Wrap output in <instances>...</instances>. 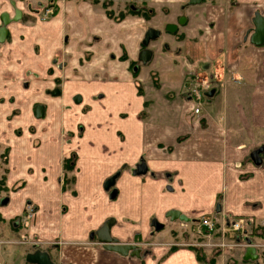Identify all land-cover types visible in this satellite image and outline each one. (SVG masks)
Wrapping results in <instances>:
<instances>
[{"label": "crops", "instance_id": "obj_1", "mask_svg": "<svg viewBox=\"0 0 264 264\" xmlns=\"http://www.w3.org/2000/svg\"><path fill=\"white\" fill-rule=\"evenodd\" d=\"M3 13L0 215L20 221L33 251L56 264H201L192 245L142 258L107 249L96 232L113 218L111 235L137 245L148 220L180 221L171 209L264 224V44L251 42L264 0H0V27ZM156 16L177 30L164 49L149 44L145 64L146 31L162 33ZM222 67L229 82L212 87L195 114L187 75Z\"/></svg>", "mask_w": 264, "mask_h": 264}, {"label": "rangeland", "instance_id": "obj_2", "mask_svg": "<svg viewBox=\"0 0 264 264\" xmlns=\"http://www.w3.org/2000/svg\"><path fill=\"white\" fill-rule=\"evenodd\" d=\"M164 7L163 5H160V9L163 8L162 11H165ZM127 8L124 9L126 10V12H124V15H126V13H128L127 11H129V9ZM143 10H145L146 14H149L148 9H143ZM141 13L142 11L140 12V14ZM154 14H156V12L154 11L152 14L150 13L149 18ZM145 18L148 17L146 16ZM151 23L160 25L162 28L161 35L157 39L151 42H157L158 45H160L161 48L164 49L165 43L168 42L166 41L168 39H166L164 36L165 35L168 36L171 34L164 31L163 18L156 16V18H154V20H152ZM148 68H149V64L145 65V67H143L142 73L145 74ZM229 69L230 71H232L234 68L230 66ZM230 73L231 72H229L228 68L226 69V67H222V69L218 68L214 72L205 71L201 69L196 74L200 75L202 78L206 77L209 79L211 76L217 75L219 80L222 82L220 84L223 83L227 84L229 82V79L226 76H228V74ZM166 75L172 77L173 79H176L177 81H179L180 79L178 74H171L168 72ZM153 77L155 78V76ZM188 81H190V78H188ZM145 83L149 84V81L146 79V74H145ZM4 169H5V159H4V155L2 154L0 155V199L3 196L7 195L6 193L7 190L5 187H3ZM218 217L220 218L221 215ZM19 222L20 221L16 219L7 221L0 215V264H28L25 261V254L27 252L28 253L34 252L33 251L34 247L32 246V242H27L29 238H27L24 228H22L23 226L19 227L20 229L18 228L17 225L19 224ZM164 223H165L164 229L160 232L159 231L155 232V234L157 235L160 233H164L165 236L159 237L157 239L153 236L152 231H155V229L154 227H151V219H150L148 220L144 228V230L146 231L144 233V238L140 237L139 235L138 237H136V239L131 241L132 243H135L140 246L142 252L141 256H143L142 258H146L148 256L154 255L157 247L161 248L166 246L170 248L168 250L170 251L173 250V248L178 247V245L184 246V245L192 244V246H194L193 244L196 243L197 245L195 247L199 249V254L202 257L201 264H264L263 249L259 250V258L257 261L249 260L250 262L249 261L247 262L243 260L244 254H242L243 252L239 248L221 249L213 245L211 246L209 242L213 241L212 238L210 239L203 234L197 232L195 233L194 230L191 228L190 229L187 228V230L182 229L180 227L181 221L179 222L177 221V223H175L170 221V219H167L164 221ZM140 233L142 234V232ZM250 234L259 243H264V224L252 222V225L250 226ZM215 241L217 242V240Z\"/></svg>", "mask_w": 264, "mask_h": 264}, {"label": "water", "instance_id": "obj_3", "mask_svg": "<svg viewBox=\"0 0 264 264\" xmlns=\"http://www.w3.org/2000/svg\"><path fill=\"white\" fill-rule=\"evenodd\" d=\"M203 0H190V4H199ZM6 15V14H5ZM3 15V18L4 16ZM184 20L181 19L180 22H183ZM9 20L4 18V26L0 28V39H4L7 35V28L6 24H8ZM254 23H255V32L251 37V42L254 43L255 45H262L264 44V17L261 14H256L254 18ZM167 30L170 32H175L177 30V25L175 24H169L167 25ZM161 35V31L156 28H149L145 36L143 38L142 44L145 46V48L141 51L140 58L143 62H148L151 57H152V51L148 48L150 42L152 40L157 39ZM61 93V89L57 88L52 91L53 95H58ZM206 95H210V92H207ZM81 98L80 95H78L75 98V101H79ZM44 105L38 104L35 107V112L37 117H42L44 115ZM147 171V165L144 161H142L138 165V173H146ZM115 182V177H112L108 179L105 183V188L109 189ZM117 193L116 189L112 190L111 196H115ZM220 209V207H218ZM167 216L171 218V220L176 221V220H181V221H186L190 222L191 218L182 213V211L178 209H171L168 211ZM115 219H107L103 225L100 227V229L96 232L97 238L100 243L104 244L107 249L118 252L123 255H128L129 253L133 256H138L140 257L141 255V249L134 244L131 243H123L120 242L117 238L113 237L111 235V227L114 225ZM151 226L154 227L155 231H161L165 227V223L161 222L157 218H153L151 221ZM26 259L28 262L32 264H56L55 262L52 261L50 254L47 251L43 250H36L34 252H30L26 255ZM258 259V254L256 253V249L254 247H248L245 254H244V260L246 261H257Z\"/></svg>", "mask_w": 264, "mask_h": 264}, {"label": "built area", "instance_id": "obj_4", "mask_svg": "<svg viewBox=\"0 0 264 264\" xmlns=\"http://www.w3.org/2000/svg\"><path fill=\"white\" fill-rule=\"evenodd\" d=\"M189 78L190 92L188 99L193 105V112L200 114L202 106L207 99L206 93L212 87L217 86L220 80L217 75H213L209 79L206 77L202 78L196 73H192ZM232 81L238 82V79L234 77ZM34 210L33 207H28L26 209L27 217H32L35 212ZM251 225L252 221L243 216L222 215L219 218L213 214H203L191 222L180 223L182 229L187 230V228H191L195 233L197 232L205 235L207 238H212L213 241L209 242L211 246L213 245L221 249L239 248L242 252L246 251L248 247H254L259 254L260 249L264 251V243H259L250 234ZM193 245L196 246L197 244L194 243Z\"/></svg>", "mask_w": 264, "mask_h": 264}, {"label": "flooded vegetation", "instance_id": "obj_5", "mask_svg": "<svg viewBox=\"0 0 264 264\" xmlns=\"http://www.w3.org/2000/svg\"><path fill=\"white\" fill-rule=\"evenodd\" d=\"M129 9H149V8H147L146 5H144V6H140V7H134L133 5H130ZM44 10H45L46 13H50V12L53 13V10L51 9V7H48V6H47V7H45ZM5 14H6V15H5ZM3 15H5L6 18H7L8 20H10V19H9V15H8V13H3V14H2V22H3V25H2V26H4V18H5V16H4V18H3ZM168 25H169V24H168ZM2 26H1V27H2ZM1 27H0V28H1ZM6 28H7V27H6ZM160 31H161V30H160ZM164 31H166V32H168V33L170 32L169 30H167V25H166V27H164ZM144 47H145V46H144Z\"/></svg>", "mask_w": 264, "mask_h": 264}, {"label": "trees", "instance_id": "obj_6", "mask_svg": "<svg viewBox=\"0 0 264 264\" xmlns=\"http://www.w3.org/2000/svg\"><path fill=\"white\" fill-rule=\"evenodd\" d=\"M64 166H65V168H66V170H71L72 168H73V165H71V162L69 161V160H66L65 161V163H64ZM69 179L67 178V181H68ZM69 182V181H68ZM194 250H195V252H196V256H197V259H198V261L199 262H202V257H201V255L199 254V249L198 248H196V247H192Z\"/></svg>", "mask_w": 264, "mask_h": 264}]
</instances>
